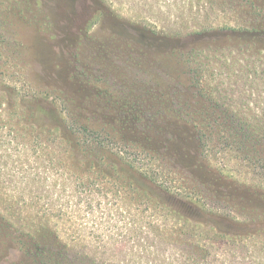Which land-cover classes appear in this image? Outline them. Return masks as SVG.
<instances>
[{
    "label": "rangeland",
    "instance_id": "rangeland-1",
    "mask_svg": "<svg viewBox=\"0 0 264 264\" xmlns=\"http://www.w3.org/2000/svg\"><path fill=\"white\" fill-rule=\"evenodd\" d=\"M0 264H264V0H0Z\"/></svg>",
    "mask_w": 264,
    "mask_h": 264
}]
</instances>
